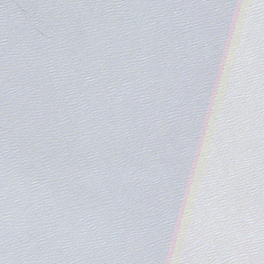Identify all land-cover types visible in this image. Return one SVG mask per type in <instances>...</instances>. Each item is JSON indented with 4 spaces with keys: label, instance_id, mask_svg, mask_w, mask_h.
I'll return each mask as SVG.
<instances>
[{
    "label": "water",
    "instance_id": "1",
    "mask_svg": "<svg viewBox=\"0 0 264 264\" xmlns=\"http://www.w3.org/2000/svg\"><path fill=\"white\" fill-rule=\"evenodd\" d=\"M3 264H264V0H0Z\"/></svg>",
    "mask_w": 264,
    "mask_h": 264
},
{
    "label": "snow or ice",
    "instance_id": "2",
    "mask_svg": "<svg viewBox=\"0 0 264 264\" xmlns=\"http://www.w3.org/2000/svg\"><path fill=\"white\" fill-rule=\"evenodd\" d=\"M0 264H3V261L2 260H0Z\"/></svg>",
    "mask_w": 264,
    "mask_h": 264
}]
</instances>
